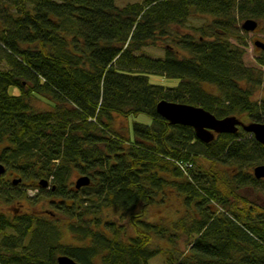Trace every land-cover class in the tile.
<instances>
[{
    "label": "trees",
    "instance_id": "16d2710c",
    "mask_svg": "<svg viewBox=\"0 0 264 264\" xmlns=\"http://www.w3.org/2000/svg\"><path fill=\"white\" fill-rule=\"evenodd\" d=\"M8 1L0 3L7 65L0 67V162L19 182L36 179L32 188L44 191L38 180L50 182L46 193L63 199L54 203L76 243L62 241L59 220L0 213V264H57L59 254L80 264H149L162 249L152 247L154 235L175 242L181 234L193 238L168 264H264V202L239 195L247 186L264 189L249 170L264 163V144L242 129L202 142L155 109L165 98L216 117L264 121V97L253 99L264 81V51L261 69L248 67L244 46L229 40L238 19H264V0ZM192 13L214 19L193 27L197 37L174 30ZM144 47H162L163 55ZM148 73L178 83L152 84ZM10 86L19 93L9 94ZM39 96L50 109L32 104ZM141 113L151 123L134 121L132 136L114 126L115 116ZM186 162L192 166L183 170ZM74 170L90 183L72 188ZM12 179L0 175V200L36 199ZM168 191L184 214L167 225L147 221L144 208ZM108 209L128 213L134 234L125 237L124 226L103 216Z\"/></svg>",
    "mask_w": 264,
    "mask_h": 264
},
{
    "label": "rangeland",
    "instance_id": "374dc122",
    "mask_svg": "<svg viewBox=\"0 0 264 264\" xmlns=\"http://www.w3.org/2000/svg\"><path fill=\"white\" fill-rule=\"evenodd\" d=\"M2 1L6 2L8 0H0L1 4H4ZM140 1V0H114V4L116 6H123L126 3ZM9 2V1H8ZM214 19L213 16L208 14H197L192 13L185 24V26L181 27H174V30H177L179 34H188L190 36L197 37L199 36V32L195 30L193 27H199L202 25H206L211 23ZM244 19H238L235 25L233 35L229 36V40L233 43H238L244 46V55H243V62L246 66L261 69V66L258 65L257 57L259 56V51L253 45L254 38H262L264 36V19H258V27L253 32H247L241 28V23ZM171 37L167 39V42L170 43ZM142 53H145L150 56L158 57L163 55V48L162 47H144L142 49ZM0 67H7L4 62H0ZM148 80L152 84L157 85H164V86H176L178 83V79L175 78H168L161 74L157 73H148ZM204 87L209 91L215 92V88L212 85L204 84ZM9 94L17 95L19 90L15 86H10L8 89ZM40 97V96H39ZM264 97V81L256 88L253 94V99H259ZM32 104L40 109H50V106L46 103V99L40 97V99H32ZM239 119L244 121L245 123L251 121L250 118L245 114H235ZM134 121L143 123V124H150L151 118L146 114H138L137 116H129L127 118H123L121 116H115L114 118V126L117 129H121L123 132L129 131V134L132 136V124ZM128 127V128H127ZM254 167V166H253ZM253 167H250L249 170L252 172ZM84 173L79 172L78 170H74L69 178L70 186L74 188V182L76 178ZM5 181H10L12 178H17L19 175L15 172L14 169H9L3 175ZM36 179L30 178L24 180L23 182H19L16 187L23 188L24 186L19 185L20 183H24L28 186L27 194L30 197L36 198L35 200L30 199L27 200L26 198L16 199L12 202H4L0 200V213H3L7 216L11 214H22L24 211H28L30 213L53 218L54 220H59L62 229V241L64 243H72L75 244L76 241L73 238V234L69 230L68 226L62 225V223H66L67 218L65 215L59 212V208L56 207V203H60L63 201L62 198L56 196H48L46 190L49 187L44 188V191L39 189H35L30 187L29 185H34L36 183ZM50 185V182H49ZM79 192H81L79 190ZM246 195L249 200L254 202H264V189L261 186L257 185L256 187H245L241 188L239 195ZM53 201V202H52ZM55 204V205H54ZM48 209V210H47ZM140 209V208H139ZM138 209V210H139ZM184 206L182 201L178 195H176L172 191H168L167 195L164 196L161 193L157 195L155 201L144 208V215L145 219L150 222H158L164 225L170 223V221L175 220L179 216L184 214ZM137 210V209H136ZM49 213V214H48ZM51 213V214H50ZM108 216V219L115 221L117 224L124 226L126 235H133L134 230L132 225L128 221V217L130 216L128 213H122L115 209H108L105 210L103 216ZM193 238V236H187L185 234H181L175 242H170L165 238H160L157 236H153V240L151 242L152 247H161V251H159L156 255H154L150 260L149 264H168L166 257L170 256L171 254L176 255L177 253L180 254L181 252H185L189 246V241ZM178 251V252H177Z\"/></svg>",
    "mask_w": 264,
    "mask_h": 264
},
{
    "label": "water",
    "instance_id": "95a60500",
    "mask_svg": "<svg viewBox=\"0 0 264 264\" xmlns=\"http://www.w3.org/2000/svg\"><path fill=\"white\" fill-rule=\"evenodd\" d=\"M256 27L257 21L254 18H246L241 23V28L246 31H252ZM254 43L257 47L264 49V42L256 40ZM155 109L170 124H181L192 127L195 137L202 142L211 141L215 134L218 133H235L240 126L245 132L252 134L256 141L264 144V121L244 123L234 114L216 117L201 106L171 101L165 98L157 101ZM5 171V166L0 162V175H3ZM252 174L257 179L264 178V163L255 165L252 169ZM20 180L21 178H14L12 179V183L17 184ZM89 183L90 177L82 174L76 178L74 187L78 189ZM38 184L41 187H46L48 181L42 178L38 180ZM56 262L57 264H80L67 254L57 255Z\"/></svg>",
    "mask_w": 264,
    "mask_h": 264
},
{
    "label": "flooded vegetation",
    "instance_id": "af4514ba",
    "mask_svg": "<svg viewBox=\"0 0 264 264\" xmlns=\"http://www.w3.org/2000/svg\"><path fill=\"white\" fill-rule=\"evenodd\" d=\"M247 18H249V17H247ZM257 27H258V21H257ZM257 27L254 29V30H252V31H247V32H253V31H255L256 29H257ZM246 31V30H245ZM256 40H260V41H262V42H264V36L262 37V38H254L253 39V45L257 48V50L259 51V56L257 57V62H258V65L259 66H263V64L258 60V58L259 57H261V55H260V53L262 52V51H264V49H262V48H260V47H257L256 45H255V41ZM241 120V119H240ZM242 121V120H241ZM244 122V121H243ZM263 122V121H262ZM240 128V127H239ZM239 130V129H238ZM261 179H264V178H261ZM48 210V209H47ZM49 214V213H48Z\"/></svg>",
    "mask_w": 264,
    "mask_h": 264
},
{
    "label": "built area",
    "instance_id": "2783aa9c",
    "mask_svg": "<svg viewBox=\"0 0 264 264\" xmlns=\"http://www.w3.org/2000/svg\"><path fill=\"white\" fill-rule=\"evenodd\" d=\"M192 166V164L189 162H186V163H184V164H180V167L183 169V170H185L186 168H188V167H191Z\"/></svg>",
    "mask_w": 264,
    "mask_h": 264
}]
</instances>
